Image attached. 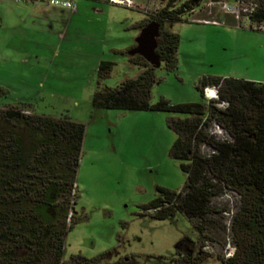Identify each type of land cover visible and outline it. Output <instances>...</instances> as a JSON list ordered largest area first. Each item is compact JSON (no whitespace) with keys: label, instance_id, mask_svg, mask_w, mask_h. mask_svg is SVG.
Listing matches in <instances>:
<instances>
[{"label":"trees","instance_id":"obj_1","mask_svg":"<svg viewBox=\"0 0 264 264\" xmlns=\"http://www.w3.org/2000/svg\"><path fill=\"white\" fill-rule=\"evenodd\" d=\"M179 1L167 0L137 25L159 24L155 53L168 72L177 69L180 43L171 27L196 2L175 8ZM236 1L255 5L249 18L264 23V0ZM223 19L237 24L232 14ZM130 62L140 74L114 88L103 81L115 64H99L91 106L172 115L168 126L176 139L170 156L181 162L187 180L180 191L158 188L157 197L141 208L155 220L182 213L198 233L196 241L179 240L171 260L150 258L163 264H203L213 258L221 264H264V83L208 76L196 85L200 102L173 104L160 98L152 103L155 68L140 55ZM207 87L217 89V99L205 97ZM85 130V124L67 115L54 118L24 107H0V264H99L114 255L63 259ZM227 194L236 200L232 210L214 203ZM228 246V255L213 250Z\"/></svg>","mask_w":264,"mask_h":264},{"label":"rangeland","instance_id":"obj_2","mask_svg":"<svg viewBox=\"0 0 264 264\" xmlns=\"http://www.w3.org/2000/svg\"><path fill=\"white\" fill-rule=\"evenodd\" d=\"M77 1L79 5L69 29L71 40L63 44L51 67L48 62L52 55L47 49L37 58L30 55L28 62L23 60L27 44L20 38V31L6 21V15L19 10L14 3L22 2L0 0V88L4 90L0 107L19 101L20 106L36 114L54 118L67 115L86 126L77 173V198L72 206L74 220L65 238L64 261L76 255L93 259L115 251L110 259L99 264H163L150 257L171 260L179 240L185 236L193 241L198 239L197 231L184 214L155 220L144 216L141 208L157 197L158 188L180 191L186 183L181 162L170 156L176 139L168 126L172 115L94 110L91 99L97 73L89 71L91 59L86 52L123 45L131 33H135L136 41L140 34L137 25L148 20L153 10L164 7L167 0H133V9L101 2L103 7L128 16L118 20L97 14L92 0ZM186 1L180 0L174 7ZM235 1L196 0L181 21L172 25L171 31L180 38L177 69L168 72L163 63L155 64L158 82L151 92L152 103L160 98L173 104L200 102L196 85L208 76L234 75L236 79H260L258 82L264 83V47L255 40L238 43L232 35L220 32L228 27L226 22L222 23L228 14L226 6L235 5ZM202 20L220 24L196 22ZM105 24L110 30L101 45L94 32ZM127 28L131 30L125 31ZM106 56L126 60L110 53ZM140 72L136 65L133 71L128 64H118L103 84L114 88L127 77L136 78ZM235 202L230 194L214 201L230 210ZM230 249L228 246L227 250L217 247L213 250L228 255ZM203 264L221 262L213 258Z\"/></svg>","mask_w":264,"mask_h":264},{"label":"crops","instance_id":"obj_3","mask_svg":"<svg viewBox=\"0 0 264 264\" xmlns=\"http://www.w3.org/2000/svg\"><path fill=\"white\" fill-rule=\"evenodd\" d=\"M22 3H14L16 8L19 10L16 13L6 15V21L12 23L15 27L16 31H20V38L24 40L25 44H27L23 50L25 57L23 60L28 62L30 60V55L34 57H38V54L43 50L48 51L51 54L50 66L56 62V59L61 54V50L63 48V44L67 43L71 40V34L69 32L70 24L74 19L75 12H72L69 9L51 7L45 3L28 1V0H18ZM95 2L96 6L94 8L95 12L99 15L106 14L109 19H128L126 15H119L115 13L111 7H103L102 3H106L105 0H92ZM77 4L79 5V1L76 0V9ZM115 6V5H114ZM131 9V8H129ZM5 20V18H4ZM99 20V18H97ZM228 27L222 29L220 32L230 34L234 37L236 42L245 43L247 40H255L260 43V47H264V33L254 32L248 29L238 28L236 26L227 25ZM108 26L99 25L98 30L95 28L94 36L99 38L100 43L103 44L106 42V38L108 37V32L110 29ZM132 29H135V24H133ZM131 30L127 28L125 31ZM132 30V31H133ZM141 30V29H140ZM130 36V34H128ZM129 40V43H128ZM136 46L135 42V33H131V37L127 39V43H123V45H113L108 47V50L101 48L98 51L86 52L88 53V57L91 59V63L89 62L91 72H96L98 70L99 64L102 61L113 62L116 65L125 64L129 65L131 69H135V65L130 62V58L135 56V54L131 53ZM32 49V51H30ZM132 50V51H131ZM107 51V52H106ZM110 53L116 56L124 57L123 62L118 61L113 58H108L106 55ZM162 64V62H161ZM135 74V73H134ZM135 76V75H134ZM135 78V77H127ZM224 78H234V75H228V77ZM238 79V78H237ZM247 80V79H243ZM253 82H258L260 79H251ZM44 81H41V88L44 87ZM260 83V82H258ZM1 89V88H0ZM2 90V89H1ZM4 92V90H3ZM22 103L17 102V104L13 106H20ZM7 107V106H3ZM9 107V106H8ZM28 112H33L30 108L24 107ZM75 121V120H74ZM78 122V121H77Z\"/></svg>","mask_w":264,"mask_h":264},{"label":"built area","instance_id":"obj_4","mask_svg":"<svg viewBox=\"0 0 264 264\" xmlns=\"http://www.w3.org/2000/svg\"><path fill=\"white\" fill-rule=\"evenodd\" d=\"M28 1L41 2L51 7L69 9L72 12L76 11V0H28ZM108 3L116 6L131 8V9L134 8L133 0H108ZM254 9H255V5L246 4L240 1H236L235 5L233 6H226V11L228 12V14H232L237 22L236 27L239 28L243 27L254 32L264 33V23L253 22L249 18L252 12H254ZM157 10L158 8H156L151 13H149L150 16H152ZM196 22H200V23L202 22L205 24H213V25L220 24V22L215 20H202ZM222 23L225 24V21H222ZM204 95L208 100L218 98L217 89L215 87L205 88Z\"/></svg>","mask_w":264,"mask_h":264},{"label":"water","instance_id":"obj_5","mask_svg":"<svg viewBox=\"0 0 264 264\" xmlns=\"http://www.w3.org/2000/svg\"><path fill=\"white\" fill-rule=\"evenodd\" d=\"M159 36V24L155 21H150L145 27L140 30L139 36L136 38V47L131 52L142 56L154 68L155 64L161 63L155 53L157 46V38Z\"/></svg>","mask_w":264,"mask_h":264}]
</instances>
